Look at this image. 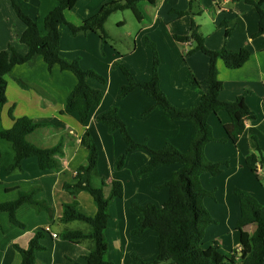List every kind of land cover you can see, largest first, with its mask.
<instances>
[{
	"label": "crops",
	"instance_id": "1",
	"mask_svg": "<svg viewBox=\"0 0 264 264\" xmlns=\"http://www.w3.org/2000/svg\"><path fill=\"white\" fill-rule=\"evenodd\" d=\"M16 1L25 14L36 20L43 34L44 16L57 1ZM110 1L113 0H78L65 11V17L68 22L79 25ZM125 10L127 13L113 12L106 20L104 26L109 39L103 45L95 32L72 34L65 25L58 28L62 58L78 60L83 69L93 70L106 78L104 84L87 78V83L101 90L103 95L87 121L82 122L77 113L63 112L67 95L76 83L72 72L61 70L57 65L49 71L43 58L34 55L28 62L13 66L4 76L6 103L0 111V128L9 129L15 118L27 117L36 126L24 135V140L41 147L60 142L61 152L54 154L56 170H40L36 160L28 158L19 168L8 172L6 166L14 151L10 142L0 140V204L11 202L18 192L31 189H35L34 199L43 203L39 206L21 204L15 211L20 226L10 221L7 211H0V264H20L16 247L26 248L37 232L42 233L39 238L42 248L35 252V264L85 263L93 246L92 240L85 235L90 231L89 224L80 220L62 222L61 217L64 205L85 216L96 213L94 200L87 191L67 186L76 182L77 167L86 165L87 152L80 144L86 130L91 133L99 152L96 172L91 176L92 186L101 187L105 198L109 195L111 181H120L123 187L122 196L108 204L104 264H132L133 255L144 261L155 258L158 234L148 229L141 235H133L138 215L130 205L136 202L140 206L161 207L168 198V188L157 186L169 179L182 164H160L151 171L140 173L150 155L142 149H134L128 153L124 166L115 169L114 163L125 149L124 140L119 131L109 132L97 116L116 106L135 141L144 142L152 149L171 143L180 151L188 150L194 136L189 121L172 120L161 106L143 115L153 100L140 89L118 99L127 80L116 63L125 66L136 81L149 80L153 53L144 41L147 37L158 54L159 85L166 98L176 107L192 106L207 89L204 80L209 60L201 51L187 54L194 45L192 41L174 39V36L190 33L192 20L208 49L225 47L229 51L241 48L250 51V58L238 68H229L217 60L221 81L218 98L232 101L240 96L241 106L254 112L256 118L244 120V130L235 139L233 122L225 110L208 116L214 141L205 145L203 154L208 161L222 163L221 172L218 175L203 172L199 176L202 187L211 192L203 204L215 220L204 230L202 248L206 250L217 241L220 254L230 257L237 251L235 261H240V232L236 229L239 202L234 189H242L264 204V170L257 165L254 175L245 162L257 148L264 155V33L254 36L258 29L256 8L241 0H155L154 3L142 0L134 9ZM179 12L185 14L179 15ZM110 20L113 27L108 25ZM24 29L25 24L17 16L11 0H0V50L13 47L26 53L27 47L20 41ZM227 29L229 36L226 38ZM17 79L26 86H21ZM188 79L198 80L199 86L192 85ZM46 227L50 232L45 230ZM254 229V225L244 228L249 234ZM65 230L79 231L85 236L69 241L60 236ZM51 233H56L57 237H52Z\"/></svg>",
	"mask_w": 264,
	"mask_h": 264
},
{
	"label": "trees",
	"instance_id": "2",
	"mask_svg": "<svg viewBox=\"0 0 264 264\" xmlns=\"http://www.w3.org/2000/svg\"><path fill=\"white\" fill-rule=\"evenodd\" d=\"M27 1V0H25ZM57 4L44 16L42 34L36 20L25 14L16 0H11L17 16L25 24V29L20 36V41L26 45V53H20L13 47L0 50V111L6 103V81L4 76L10 72L13 66L28 62L34 55H40L50 71L57 65L61 70L70 71L76 77V83L67 95L64 113H77L80 120H88L91 110L102 100V91L92 88L87 83V78H93L104 84L106 78L93 70L83 69L78 60H65L60 54L59 26L65 25L72 34L92 31L99 35L102 45L105 44L109 35L105 29L108 17L116 11L134 9L136 4L142 0H113L101 6L97 13L75 25L68 22L65 11L72 8L78 0H56ZM154 3L155 0H143ZM239 1V0H233ZM252 4L258 13V29L254 36L264 33V0H241ZM191 2V1H190ZM139 18L138 13H135ZM185 14L179 12V15ZM229 30L226 31V38ZM177 41H192L193 47L187 54L201 51L208 57V70L204 82L207 84L206 91L200 99L189 107H176L171 104L160 88L158 77L159 58L153 42L144 38L146 45L152 50L153 63L151 77L147 81L138 82L130 71L120 62L116 66L120 68L126 77L127 83L123 85L118 94V99H123L135 89H140L150 96L153 103L148 106L143 115L151 112L155 107L161 106L172 120L189 121L194 128V136L186 152L180 151L171 143H166L158 149L150 148L144 142L135 141L129 134L126 124L118 115V108L111 106L97 116V120L104 124L109 132L119 131L125 149L114 163L115 169H121L126 161L127 155L134 149H142L150 155V160L140 173L154 169L160 164H182V167L173 172L169 179L157 187L168 188V198L161 207L153 204L140 206L132 202L130 209L138 215L137 227L132 231L133 235H141L145 230H155L158 234L157 254L154 259L144 261L137 255H133L132 264H264V204H260L255 197L248 192L235 188L234 193L239 202V217L236 221V229L240 232L241 256L236 262L237 251L230 257L218 252V242L206 250L202 248L204 230L214 223L203 204L205 197L211 192L204 189L200 183L199 176L203 172L218 175L221 172L220 162L208 161L203 150L207 143L214 141L212 130L207 122L208 116L215 111L225 110L233 122L232 136L236 139L244 130V120L254 119L256 115L241 106V97L232 101H222L218 98L221 81L218 79L217 60L220 59L229 68L241 67L249 58L250 51L241 48L237 51H229L225 47L218 50H210L204 45V38L198 31L197 25L192 20L190 33L185 36H174ZM21 86L26 84L17 79ZM192 85L199 86L196 79H188ZM10 117L11 111H9ZM239 115V117L237 116ZM13 118V117H12ZM36 123L27 117L15 118L9 129L0 128V140L11 143L14 151L12 160L7 164L8 172L19 168L21 162L28 158H34L40 170H56L57 162L54 154L61 152V143L53 146L41 147L27 143L24 135L32 130ZM80 144L86 149V165H80L76 169V182L68 184L87 191L93 198L96 213L93 216H85L71 206H63L62 222L80 220L89 224L90 231L85 234L89 237L93 246L85 257L84 264H104L103 256L107 251L104 238V230L108 221L109 201L121 197L123 187L120 181H111L109 195L105 198L102 189L92 186L91 176L96 172L98 163V147L91 135L86 130L81 138ZM248 169L255 174L254 169L259 165L264 170V155L259 148L255 153L248 155L245 159ZM102 184L105 182L102 180ZM35 189L28 192H18L15 200L0 204V211L9 213L10 221L16 225H22L15 217L16 209L23 203L39 206L43 204L34 199ZM254 225L251 234L244 228ZM79 231L65 230L61 233L63 239L69 241L78 240L85 236ZM41 232L35 233L26 248L16 247L20 254V264H35V252L42 246L39 244Z\"/></svg>",
	"mask_w": 264,
	"mask_h": 264
},
{
	"label": "rangeland",
	"instance_id": "3",
	"mask_svg": "<svg viewBox=\"0 0 264 264\" xmlns=\"http://www.w3.org/2000/svg\"><path fill=\"white\" fill-rule=\"evenodd\" d=\"M121 11H125L124 13H127V11L126 10H121ZM121 11H116V12H120L121 13ZM129 11V10H128ZM130 15V14H129ZM115 17V16H114ZM108 25H109V27L110 26H112V20H110V22H108ZM113 27V26H112ZM110 30V32H111V29H109ZM204 241V240H203Z\"/></svg>",
	"mask_w": 264,
	"mask_h": 264
},
{
	"label": "built area",
	"instance_id": "4",
	"mask_svg": "<svg viewBox=\"0 0 264 264\" xmlns=\"http://www.w3.org/2000/svg\"><path fill=\"white\" fill-rule=\"evenodd\" d=\"M46 231L50 232V229L48 227L45 228ZM52 237H57L56 233H51Z\"/></svg>",
	"mask_w": 264,
	"mask_h": 264
}]
</instances>
